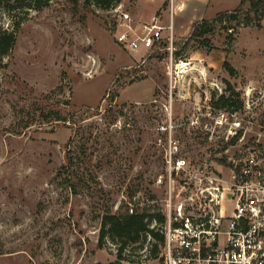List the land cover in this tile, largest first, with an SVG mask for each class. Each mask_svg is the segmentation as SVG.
I'll list each match as a JSON object with an SVG mask.
<instances>
[{
    "label": "rangeland",
    "instance_id": "1",
    "mask_svg": "<svg viewBox=\"0 0 264 264\" xmlns=\"http://www.w3.org/2000/svg\"><path fill=\"white\" fill-rule=\"evenodd\" d=\"M241 1L176 0L173 63L166 41L150 52L121 48L111 10L68 0L38 11L0 4V27L20 23L0 68V264L117 261L118 242L100 245L102 217L132 207L164 213L171 141L179 157L210 161L225 179L243 157L264 170V19L261 27L247 26L245 13L215 21ZM122 3L141 23L159 10L170 23L169 0ZM205 20H213L208 43L191 39ZM228 82L242 106L227 109L229 124L214 128L212 97ZM234 120L245 141L228 144ZM122 257V264H160L163 245L149 236Z\"/></svg>",
    "mask_w": 264,
    "mask_h": 264
},
{
    "label": "built area",
    "instance_id": "2",
    "mask_svg": "<svg viewBox=\"0 0 264 264\" xmlns=\"http://www.w3.org/2000/svg\"><path fill=\"white\" fill-rule=\"evenodd\" d=\"M175 1L169 0L167 26L160 10L141 23L124 3L118 4L111 10L118 45L133 54L160 49L166 41L173 63ZM178 7L183 8L184 2ZM165 30L169 31L166 37ZM214 119V128L230 122L226 110H218ZM226 141H245L238 121L231 122ZM178 151L177 142L171 141L166 154V221L160 226L154 221L151 226L164 234V264H264V170L256 158L243 157L234 162L230 179H225L210 161L192 164L179 157Z\"/></svg>",
    "mask_w": 264,
    "mask_h": 264
},
{
    "label": "trees",
    "instance_id": "3",
    "mask_svg": "<svg viewBox=\"0 0 264 264\" xmlns=\"http://www.w3.org/2000/svg\"><path fill=\"white\" fill-rule=\"evenodd\" d=\"M53 0H6L4 7L11 12L17 9H34L41 10L43 7L48 6ZM73 4L75 8H78L80 4L85 9L91 7H97L100 10L110 11L120 4L123 0H68ZM5 0H0V4ZM11 2V3H10ZM247 7V8H246ZM245 13L246 25L250 26L254 22L258 27H261V22L264 19V0H242L240 5L226 13H219L215 18V21H237L239 15ZM213 20H205L194 25L191 39H202L201 42L208 43L207 38H203L212 27ZM20 26L19 22L14 23V30H8L0 27V68L5 67L4 60L13 51L17 42L16 30ZM228 29V27L226 28ZM229 39L232 41V36L229 35ZM226 69L231 75L235 74L234 68L225 62ZM211 106L215 110H227L230 107H241L240 93L232 86L230 82L227 83V89L224 93L218 97L213 95ZM67 121L66 119H59ZM73 158L69 159L67 169L72 166ZM157 222V226L163 225L166 221V217L162 212L157 211L152 207L139 208L136 207L131 213L128 209L125 213H112L106 212L102 217L101 232H100V245L104 243V240L110 238L114 242L119 243L118 259L110 264H122L123 253L134 244H142L146 242L148 237L151 240L157 241L163 245L165 241L164 234L157 226L152 228L153 222ZM158 244L153 245L152 252L154 255L158 252ZM103 264V263H97ZM164 264V260L161 259V263Z\"/></svg>",
    "mask_w": 264,
    "mask_h": 264
}]
</instances>
